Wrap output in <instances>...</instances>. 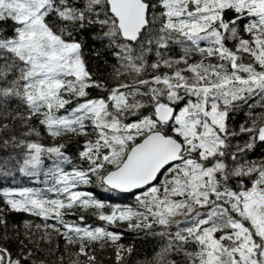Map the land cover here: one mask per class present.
<instances>
[{"label": "snow or ice", "instance_id": "snow-or-ice-1", "mask_svg": "<svg viewBox=\"0 0 264 264\" xmlns=\"http://www.w3.org/2000/svg\"><path fill=\"white\" fill-rule=\"evenodd\" d=\"M93 32L111 86L84 59ZM258 143L264 0H0V152L19 150L0 177L36 182L0 187V264H44L53 237L67 264H98L97 245L127 264L121 225L158 240L140 264H264ZM10 213L42 221L15 252Z\"/></svg>", "mask_w": 264, "mask_h": 264}, {"label": "trees", "instance_id": "trees-1", "mask_svg": "<svg viewBox=\"0 0 264 264\" xmlns=\"http://www.w3.org/2000/svg\"><path fill=\"white\" fill-rule=\"evenodd\" d=\"M80 39L84 41V48H83V55L86 61L88 70L94 75L96 79H102L108 82L111 86L114 81L112 80V73H113V66L115 64V58L111 55L100 56L97 57L95 53L97 51L103 52L104 48L108 47L105 43L101 45L99 42H93L96 40V33H90L88 38L85 39L84 36H81ZM178 51V49H177ZM164 71V69H162ZM99 92L97 90H93V95H98ZM245 111H247L245 109ZM247 117L245 116L244 112H240L233 116L230 124L232 127L239 129L240 124L244 123ZM45 143H50V140L45 136L42 137ZM68 138L65 137V140ZM75 139V138H73ZM240 142H243L246 137H239ZM237 141H233L236 143ZM16 151H13L11 148L0 152V159H14L16 155ZM12 153V156H9V153ZM251 159L260 160L264 159V144H257L255 150L248 154ZM9 175L0 177V187H12V186H34L36 183L34 180H29L28 178L24 177L18 171V166L16 168L9 167ZM12 177H15L13 179ZM94 191L100 193V198L110 197L111 202L114 203H132L133 197L126 196L125 199L120 200L119 196L121 194L117 193H103L99 189H94ZM87 216V223L92 225H97L101 222L94 219L90 214H86ZM26 222H31L33 225L42 223L41 220L31 217L27 214H20V213H10L9 214V223H8V230L7 236L11 241L12 250L18 251L21 247V241L28 243L26 236L28 234V229L26 228ZM41 230H37L34 226L31 229L32 232V239L34 241L39 242L41 237ZM119 231L123 232L124 235L122 237L121 243L132 246L134 251L131 257L128 259L127 264H140V262L146 257L151 256L154 249L158 248V240L154 239L150 236H145L142 233L131 232L126 229V226L121 225ZM41 247L44 249L41 252L36 253L35 259L37 261H43L44 264H60L61 257L64 259V264H67L68 257L65 254L66 246L62 239L58 237H53V242L49 246L48 244H42ZM50 249V250H49ZM70 251V249H69ZM96 255L98 258V264H114L113 252L110 248H106L101 250L97 245Z\"/></svg>", "mask_w": 264, "mask_h": 264}]
</instances>
